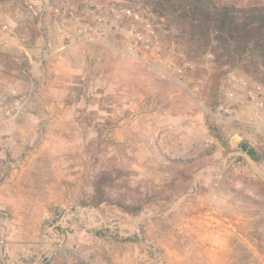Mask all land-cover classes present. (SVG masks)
Returning <instances> with one entry per match:
<instances>
[{"label":"rangeland","instance_id":"1","mask_svg":"<svg viewBox=\"0 0 264 264\" xmlns=\"http://www.w3.org/2000/svg\"><path fill=\"white\" fill-rule=\"evenodd\" d=\"M112 4L151 19V64L126 52L132 23ZM162 20L139 0H0V264H264V159L239 147L264 158V110L237 81L264 78L189 59ZM87 25L103 33L66 68L52 50Z\"/></svg>","mask_w":264,"mask_h":264},{"label":"trees","instance_id":"2","mask_svg":"<svg viewBox=\"0 0 264 264\" xmlns=\"http://www.w3.org/2000/svg\"><path fill=\"white\" fill-rule=\"evenodd\" d=\"M139 2L163 19L164 39L182 49L189 59L212 53L222 64L242 60L249 73L264 78V2L250 5L219 0ZM239 147L253 161L264 159L245 141Z\"/></svg>","mask_w":264,"mask_h":264},{"label":"built area","instance_id":"3","mask_svg":"<svg viewBox=\"0 0 264 264\" xmlns=\"http://www.w3.org/2000/svg\"><path fill=\"white\" fill-rule=\"evenodd\" d=\"M109 9L114 15H123L129 18L132 23V38L126 47V52L145 63L151 64L160 54L161 42L158 39L154 25L148 15L132 6H118L112 4ZM50 11L56 17H74L76 15L72 7L59 4L51 5ZM2 27L5 28L6 26L4 25ZM102 33V28L87 25L77 28L76 33H67L66 37H68L71 42H75L83 34L97 36ZM212 57L211 53L206 54V58L209 62H211L210 60ZM177 58L180 62L169 61L167 66L169 68L173 66L175 74L182 77L184 69H186V67H192L193 65L182 53H177ZM237 81L239 86L243 89L245 100L251 101L252 105L257 109L264 110V80L248 82L245 78L238 77ZM226 97L230 102L225 104L224 110L231 113L234 110L231 108V104L238 101L236 98L237 96L235 92L229 90Z\"/></svg>","mask_w":264,"mask_h":264},{"label":"crops","instance_id":"4","mask_svg":"<svg viewBox=\"0 0 264 264\" xmlns=\"http://www.w3.org/2000/svg\"><path fill=\"white\" fill-rule=\"evenodd\" d=\"M61 2L63 4L64 3L68 4L67 1H61ZM82 41H83V39L78 38L77 41H75V42L74 41H72V42L70 41L68 44H63V45L56 46L52 50L53 56L63 60L64 63H65V67L69 68V59L66 58V53H67L68 50H70V48H72L74 46H77V45H72V44L80 43ZM7 136H8L7 134H3L2 131H0V143H5L6 142L5 138ZM1 150H2V146H0V157L2 156Z\"/></svg>","mask_w":264,"mask_h":264}]
</instances>
